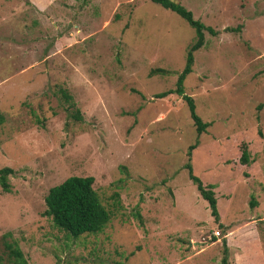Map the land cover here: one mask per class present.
I'll list each match as a JSON object with an SVG mask.
<instances>
[{"label":"rangeland","instance_id":"rangeland-1","mask_svg":"<svg viewBox=\"0 0 264 264\" xmlns=\"http://www.w3.org/2000/svg\"><path fill=\"white\" fill-rule=\"evenodd\" d=\"M172 1L215 31L182 83L209 123L199 135L173 91L195 35L178 14L150 0H0V167L13 170L1 264L6 232L27 264H220L224 239L227 264H264V0ZM196 139L192 172L214 185L225 229L183 167ZM71 175L92 176L109 213L96 233L73 237L42 213Z\"/></svg>","mask_w":264,"mask_h":264},{"label":"trees","instance_id":"trees-1","mask_svg":"<svg viewBox=\"0 0 264 264\" xmlns=\"http://www.w3.org/2000/svg\"><path fill=\"white\" fill-rule=\"evenodd\" d=\"M158 3L165 9H169L181 18H183L194 29V41L190 44L186 51L185 62L182 70L177 75L175 81L174 92L177 93L186 102L189 117L192 120L195 132L199 135L208 126V122L202 121L196 114L194 102L190 95L184 93L183 80L185 76L191 72L193 63V52L203 45V30H207L211 34L215 31L210 26H205L202 22L192 17L191 11L183 5L172 0H150ZM234 30V29H231ZM65 95V92H63ZM167 92L155 94L156 97H162ZM67 97V95H65ZM78 113H75V118L79 119ZM3 121V116L0 115V123ZM197 139L187 147L186 162L183 167L187 170L189 180L195 185L198 194L207 202L209 214L218 226L227 228L226 225L219 222V213L216 206V197L214 195V185L204 184L199 177L192 172L190 164L191 150L196 146ZM240 164L247 165L249 162L248 151L245 147L240 150L238 158ZM13 170L9 166L0 167V189L3 192L10 190L8 175L12 174ZM92 176H77L71 175L65 178L60 183L51 186L44 196L45 208L43 215H46L52 221V224L73 237H77L84 233H96L100 231L109 219V213L101 204L96 191L92 187ZM251 204H254L251 202ZM6 232L2 235L3 247L7 250V254L11 257L10 264H27L21 250L15 244L8 242L4 237L9 236ZM222 257L220 264H227V245L225 239L222 241ZM9 257V256H8ZM9 257V258H10ZM1 264V262H0Z\"/></svg>","mask_w":264,"mask_h":264},{"label":"built area","instance_id":"built-area-1","mask_svg":"<svg viewBox=\"0 0 264 264\" xmlns=\"http://www.w3.org/2000/svg\"><path fill=\"white\" fill-rule=\"evenodd\" d=\"M214 234H215V235H218V234H219V231H214Z\"/></svg>","mask_w":264,"mask_h":264},{"label":"crops","instance_id":"crops-1","mask_svg":"<svg viewBox=\"0 0 264 264\" xmlns=\"http://www.w3.org/2000/svg\"><path fill=\"white\" fill-rule=\"evenodd\" d=\"M227 244V243H226Z\"/></svg>","mask_w":264,"mask_h":264}]
</instances>
